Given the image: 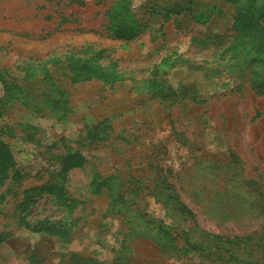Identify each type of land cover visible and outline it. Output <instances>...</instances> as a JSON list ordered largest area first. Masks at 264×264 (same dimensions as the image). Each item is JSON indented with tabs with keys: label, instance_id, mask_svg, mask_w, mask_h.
Returning a JSON list of instances; mask_svg holds the SVG:
<instances>
[{
	"label": "rangeland",
	"instance_id": "374dc122",
	"mask_svg": "<svg viewBox=\"0 0 264 264\" xmlns=\"http://www.w3.org/2000/svg\"><path fill=\"white\" fill-rule=\"evenodd\" d=\"M118 1L0 0L1 67L54 69L66 54L103 49L97 60L119 77L65 82V107L56 115L44 106L0 104V126L10 130L3 139L23 174L0 203V231L9 233L0 244V264H64L78 238L89 252L82 255L104 264L116 255L126 264H264V68L258 72L263 88L255 90L248 77L227 73L225 41L235 6L226 0H129L131 18L146 26L125 41L109 37L107 12ZM205 35H218L216 51L197 45ZM155 65L157 77L175 89L187 86L195 99L170 105L151 97L145 88ZM87 128L99 135L89 138ZM69 148L85 162L68 170L67 196L56 202L44 194L32 209L40 217L58 202L74 207L73 238L65 242L19 227L12 209L24 189L51 180ZM109 176L114 194L125 192L135 203L111 210L116 195L91 192L93 177L102 182ZM142 193L171 197L164 205L150 198L144 219L155 222L139 217ZM179 238L188 240L191 253L172 251Z\"/></svg>",
	"mask_w": 264,
	"mask_h": 264
},
{
	"label": "trees",
	"instance_id": "16d2710c",
	"mask_svg": "<svg viewBox=\"0 0 264 264\" xmlns=\"http://www.w3.org/2000/svg\"><path fill=\"white\" fill-rule=\"evenodd\" d=\"M226 1L235 6L236 17L230 40L225 41V68L228 69V74L237 78L248 77V84L251 89H261L263 88V83L258 80V72L259 69L264 68V0ZM129 5V0H119L108 10L107 14L110 20L108 22L110 29L109 37L111 39L129 41L142 31V27L146 26V22L137 24L131 18ZM179 5V3H174L173 7L178 8V11L186 9V6L179 8ZM169 13L170 10L166 11L162 17L167 18ZM213 38V35L197 37V45L203 49L212 48L216 51L222 42L218 40V35H216V39ZM102 51L103 49H99L98 52L91 56L66 54L64 60L61 62L62 65L54 69H36L37 65L35 64V68H32V66L29 71L28 69L25 71L19 69L16 72L8 67L0 66V104L18 101L26 106L29 105L32 109L44 106L56 115L57 110L65 107V82L75 83L91 78H97L104 82L119 79L110 64L102 65L97 60L96 55H100ZM159 72L160 68L158 65H155L151 70L150 77L147 79V87L145 89L151 97L167 99L170 105L183 99H195V93L191 92L187 86L175 89L160 77H157ZM54 74L59 76L55 77ZM38 109L40 111L41 108ZM0 116H2L1 112ZM4 128V126H0V203L5 198V193L8 191L9 186H14L23 179V174L17 169L15 161L12 158L10 146L3 139V137L8 136L10 130H5ZM86 135L94 139L99 133L93 128H87ZM59 158L60 161L55 168L54 174L51 176V180H48L42 186H32L24 189L21 192V199L13 206L12 213L14 221L19 227L32 232H43L54 235L61 241L68 242L72 240L75 228V223L70 217L74 212V207L68 209L65 202L62 201L55 204L56 209L52 213L34 217L32 212V209L35 208L36 200L44 194L50 196V199L56 202L58 198L66 197L64 182L66 181L68 170L73 167H81L85 162L84 156L79 151H73L70 148L60 154ZM54 178H56L55 182L53 181ZM111 179L109 176L102 182H98V179L93 177L91 192L93 194H102L104 191H107L108 196L112 197L116 195L112 199L111 210L116 207L118 208V204L120 203L128 205L131 202V197H127L125 192H116L114 194ZM6 185L7 188L4 190V186L6 187ZM170 198L166 197L165 200H162L163 205ZM51 200L49 201L52 202ZM74 202L78 203L76 199H71L69 204ZM131 203L135 202L132 201ZM180 205L183 209L185 208L183 203ZM76 206L78 205L76 204ZM137 211H139V217L142 218L143 222L150 223L154 221L149 217L144 219V207H138ZM159 228L163 230L162 232L168 234L165 229ZM8 237V232L0 231V244ZM187 242L188 240L179 238L178 243L170 244V248L174 253L180 254V256L189 254L193 251V248H190ZM164 246H161V249ZM67 255L68 257L64 261V264H104L96 258L86 257L78 252H69ZM118 263L126 264L128 262L127 260L125 261L122 255H116L112 264Z\"/></svg>",
	"mask_w": 264,
	"mask_h": 264
},
{
	"label": "crops",
	"instance_id": "0c3cea01",
	"mask_svg": "<svg viewBox=\"0 0 264 264\" xmlns=\"http://www.w3.org/2000/svg\"><path fill=\"white\" fill-rule=\"evenodd\" d=\"M146 193H142L141 194V198H140V202L138 201V203L136 204L138 207H144L145 209H147L148 205H149V201H150V194H147L145 195ZM153 199V198H151ZM154 201H157L158 203L160 202L162 205L163 203L160 201V200H156V199H153ZM76 240V239H75ZM73 241L72 242V245H71V250L72 251H75V252H78L80 254H85V253H89L86 249V246L83 244V239H77L76 241ZM94 255H100V253H93Z\"/></svg>",
	"mask_w": 264,
	"mask_h": 264
}]
</instances>
